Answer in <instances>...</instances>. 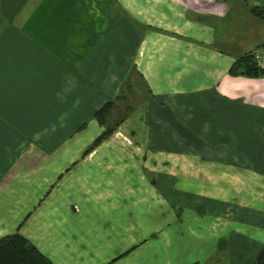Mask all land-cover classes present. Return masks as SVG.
I'll return each instance as SVG.
<instances>
[{
    "label": "crops",
    "instance_id": "0c3cea01",
    "mask_svg": "<svg viewBox=\"0 0 264 264\" xmlns=\"http://www.w3.org/2000/svg\"><path fill=\"white\" fill-rule=\"evenodd\" d=\"M256 6L0 0V238L19 233L53 264L231 262L239 243L227 241L221 254L218 239L208 252L203 225L193 222L191 235L181 208L167 197L156 213L155 201L167 195L164 167L173 161L200 162L203 180L210 164L219 171L225 147L252 143L243 163L264 165V73L232 71L264 45ZM133 68L151 96L85 154L102 132L93 114L120 94ZM178 128L195 140L152 139L155 129L169 138ZM173 150L197 157L178 159Z\"/></svg>",
    "mask_w": 264,
    "mask_h": 264
},
{
    "label": "rangeland",
    "instance_id": "374dc122",
    "mask_svg": "<svg viewBox=\"0 0 264 264\" xmlns=\"http://www.w3.org/2000/svg\"><path fill=\"white\" fill-rule=\"evenodd\" d=\"M140 76L141 74L137 69L133 68L126 79L128 80L130 78L128 81L129 84L128 82L126 83L125 80L123 88L118 95L120 97L123 96V99L117 100L116 108L109 117L111 125L116 123L120 118L122 111H127L131 108H133L134 111L137 110L142 107L145 101L151 96L147 84L143 81L142 76ZM239 107L241 110L237 111L238 120L241 119L242 109H244L241 106ZM147 109L148 107L146 110ZM190 109L193 110L191 107ZM94 114L91 120L96 121L102 127V132L95 138L96 140L106 130V127L101 125L97 119L94 118ZM82 126L85 127V124L78 126L77 129L80 127L82 129ZM158 128L159 127H156V129ZM155 130L152 134L153 140L194 141L195 139L193 136L196 135L181 131L178 128L177 132L171 131L168 138L164 135L163 131L157 130L155 132ZM112 136L110 138H112ZM210 138L211 136L208 135L206 140ZM263 144L264 139L260 145ZM255 145L256 144L252 145V143H250L247 148L245 146L241 149L237 148L236 150L233 146L230 148L229 146L227 148L225 147L221 154L222 163H216V165L221 166H219V171L215 172L213 166L210 164L209 170L205 169L206 171H204L205 176L203 180L200 174L197 173L198 169L196 168L199 167L202 169L200 167L201 164H199L200 162L198 163L191 158H187L186 161H188V163L186 164H181V162L177 160V163L173 161L170 166L164 167L169 171L171 170V173L169 174V171H167L168 176L164 182L167 188V195H164L165 197L156 195V213L161 209V207L158 206L166 204L164 200L168 197L167 204H173L179 209L181 208L184 227L190 224L191 235L197 234L193 231L194 226L199 224L205 227L204 233H200L199 235L210 239L209 242L212 246L208 252L212 247L216 246L214 243H216L218 239L222 240L220 246L221 250H219L221 254L227 249V241H229L231 245L236 243L240 244V250H231L230 253L233 256L231 262L223 258L219 262H214V264H253L254 257L258 253L260 245H263L260 239L264 240V165H258L256 167V165H246L243 163L244 159L251 158L250 154L247 152H251V148L255 149ZM157 151L160 153V150ZM173 151V154L178 159H182L188 155L189 157H197L193 150H189L183 154H181L180 150ZM229 153L231 154L230 158L228 157ZM143 168H146L144 162H142V169ZM148 168L151 167L148 166ZM152 168L155 169L154 167ZM188 168L193 171H189ZM250 177L254 179L252 180ZM152 182L154 184L158 183L155 180ZM197 209H199L198 212ZM178 216L179 219H181V213H179ZM168 219L169 217L167 216L166 220ZM172 219H176V217L172 215ZM155 220L160 221L161 219L156 218ZM193 222H195L196 225H192Z\"/></svg>",
    "mask_w": 264,
    "mask_h": 264
},
{
    "label": "trees",
    "instance_id": "16d2710c",
    "mask_svg": "<svg viewBox=\"0 0 264 264\" xmlns=\"http://www.w3.org/2000/svg\"><path fill=\"white\" fill-rule=\"evenodd\" d=\"M258 13L264 16L262 10L258 7H254ZM251 53H247L240 57L232 71L245 73L250 76H259L264 73V69L257 66L253 61ZM130 80H126V83ZM129 84V82H128ZM119 99H123V96H118L115 100H110L103 107H101L95 114L94 118L106 127V130L93 142V144L86 150L85 154L90 153L101 143L108 140L115 131L123 124L130 115L134 112V109H128L122 111L120 118L113 125L110 124V116L113 110L116 108V102ZM128 108V107H127ZM130 108V107H129ZM124 110V109H123ZM83 127V126H82ZM81 127L77 130H80ZM0 264H53L46 256H44L28 239L19 233L9 235L0 238ZM255 264H264V246L259 252Z\"/></svg>",
    "mask_w": 264,
    "mask_h": 264
},
{
    "label": "built area",
    "instance_id": "2783aa9c",
    "mask_svg": "<svg viewBox=\"0 0 264 264\" xmlns=\"http://www.w3.org/2000/svg\"><path fill=\"white\" fill-rule=\"evenodd\" d=\"M240 1L256 3L257 7L260 8L264 14V0H240ZM251 56L257 66L264 68V45L254 50Z\"/></svg>",
    "mask_w": 264,
    "mask_h": 264
}]
</instances>
